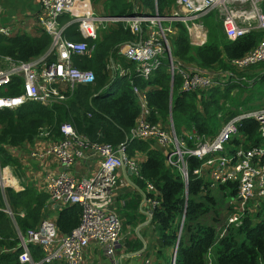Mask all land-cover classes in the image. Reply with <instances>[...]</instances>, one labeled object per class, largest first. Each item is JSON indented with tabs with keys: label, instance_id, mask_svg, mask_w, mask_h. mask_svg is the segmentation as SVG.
I'll list each match as a JSON object with an SVG mask.
<instances>
[{
	"label": "trees",
	"instance_id": "obj_1",
	"mask_svg": "<svg viewBox=\"0 0 264 264\" xmlns=\"http://www.w3.org/2000/svg\"><path fill=\"white\" fill-rule=\"evenodd\" d=\"M91 1L101 2L100 12L112 15L131 14L136 9L148 13L157 9L159 13H166L175 2ZM260 7L264 12V0ZM201 18L208 29L206 42L191 44L186 27L178 21L177 31L172 36V54L184 66L227 72L230 78L225 84L183 91L181 77L176 73L171 76L166 59L149 78H143L134 70L133 62L117 51L121 44L138 38L118 21L99 30L90 56L72 55L75 65L94 72L93 82L77 84L61 102L44 104L30 100L14 108H0V167H7L22 185V188L0 185V264L18 262L21 246L17 227L22 232L35 227L46 216L50 200L47 191L38 190L30 181H24L25 166L11 148L32 143L41 131L47 132L44 137L59 140L63 137L62 123H70L77 133L90 140L112 146L125 144L126 155L137 160L139 174H134L135 185L146 199H157L155 204L147 201L152 213L150 222L157 236L152 264H172L175 245L174 264H264V213L261 215L264 198L255 212L245 213L241 223L227 224L230 200L237 193L236 182L210 185L209 180L193 172L203 159L192 154L185 155L186 181L179 167L167 161L166 151L156 139L131 137L130 134L140 111L133 85L146 94L148 118L165 128L172 120L177 136L183 138L188 147L211 140L221 128V120H229L238 113V108L248 111L264 106V61L244 68H238L232 62L256 45L264 36V30L253 29L231 40L225 36L216 11L210 10ZM58 20L65 25L63 33L67 38H84L77 29V22H68V13L60 14ZM50 40V34L43 28L35 35L14 31L0 33V54L26 60L41 54ZM110 57L115 63L127 66L130 73L118 74L115 70L111 75L106 69ZM21 82L22 78L14 76L0 88V94H19ZM237 127L239 134L228 139L227 149L263 141L256 119L241 118ZM147 181L154 189H147ZM81 213L78 202L65 203L56 214L57 229L62 233L70 232L79 224ZM29 247L33 259H40V246L30 244Z\"/></svg>",
	"mask_w": 264,
	"mask_h": 264
},
{
	"label": "built area",
	"instance_id": "obj_2",
	"mask_svg": "<svg viewBox=\"0 0 264 264\" xmlns=\"http://www.w3.org/2000/svg\"><path fill=\"white\" fill-rule=\"evenodd\" d=\"M89 0H38L40 12L38 20L42 28L50 34L47 48L39 55L26 60L13 59L0 54V88L5 87L14 76L22 78L20 93L16 95L0 94V108H14L26 101H39L44 104L61 102L68 98L75 86L95 80L91 69L81 68L73 63V54L90 56L95 49L94 41L101 28L121 21L138 38L133 42L121 44L117 51L126 60L133 62L134 70L147 79L154 69L166 59L173 77H181V89L192 91L203 87L222 84L221 76L230 78L224 71H210L196 66L180 64L172 54V36L177 31L175 22L181 21L186 27L189 42L201 45L206 42L208 29L201 17L214 9H222V30L228 39H235L253 29L264 30V12L260 7L262 0H175L172 9L166 13H154L135 10L131 14L112 15L94 11L82 3ZM63 13L69 14L68 22H77V29L83 39H70L64 33V26L58 20ZM2 10L0 7V19ZM0 33L10 34L11 27L0 22ZM110 57L106 68L114 74L130 73L127 66L115 63ZM264 61V36L242 56L232 60L238 68ZM133 91L139 99L140 111L130 130L131 137L154 138L164 147L170 164L177 165L187 179L186 154L203 159L193 172L210 181V185L219 182L237 183L236 196L230 200L231 209L226 217L227 224H239L246 212H255L264 197V106L236 113L227 120L218 133L211 139L188 147L183 138L178 137L170 120L168 128L154 123L148 118L149 110L146 94L133 85ZM251 117L258 121L263 141L259 144L227 149L226 142L239 134L237 121ZM60 131L63 137L52 141L42 150L33 149L31 155L45 157L54 155L66 168L53 172L46 177V191L50 201L78 202L82 213L79 224L70 232L62 233L55 221L44 216L32 228L21 231L17 227L19 246L18 262L15 264H41L43 262H62L63 264H82L83 250L90 243L100 244L103 254L112 264H117L115 249L121 237L122 219L112 208L113 197L119 183V169L128 166L133 174H139V164L125 153V144L112 146L108 143L90 140L77 133L70 123H62ZM41 131L40 135L46 134ZM244 138V137H243ZM92 154L97 160V168L84 176H76L72 166L83 156ZM7 167H0V185L11 186ZM14 187L16 183L13 184ZM147 189L153 184L147 181ZM19 188V187H18ZM148 203H157L156 198L146 199ZM229 203V202H228ZM149 210L148 215L151 216ZM16 226V225H15ZM226 228V227H225ZM221 230L220 234L224 232ZM30 244L40 246L42 255L34 260ZM151 258L143 257L142 264H152ZM175 256L172 257V264Z\"/></svg>",
	"mask_w": 264,
	"mask_h": 264
},
{
	"label": "crops",
	"instance_id": "obj_3",
	"mask_svg": "<svg viewBox=\"0 0 264 264\" xmlns=\"http://www.w3.org/2000/svg\"><path fill=\"white\" fill-rule=\"evenodd\" d=\"M2 17L0 22L11 27L14 33L27 32L35 35L42 28L38 15L40 4L38 0H0ZM197 67V66H196ZM52 142L51 138L37 136L32 143H24L21 147L11 148L25 166L24 181H30L38 190L46 191L48 174L65 169L54 155L36 157L31 155L33 149L42 150ZM76 176H84L97 168V160L92 155L77 158L71 167ZM9 171V170H8ZM119 183L113 197L112 208L122 219L121 237L115 249L117 264H142L143 257L153 259L156 244V231L150 222L149 207L146 197L134 183V174L128 166L119 169ZM11 186L22 188L16 177L9 171ZM24 187V185H23ZM48 192V191H47ZM131 200L133 204L131 205ZM64 204L50 201L46 207V216L55 221L58 210ZM82 264H112L103 254L102 247L96 241L83 250Z\"/></svg>",
	"mask_w": 264,
	"mask_h": 264
},
{
	"label": "rangeland",
	"instance_id": "obj_4",
	"mask_svg": "<svg viewBox=\"0 0 264 264\" xmlns=\"http://www.w3.org/2000/svg\"><path fill=\"white\" fill-rule=\"evenodd\" d=\"M82 5L83 6H90L94 11H101V2H92L91 0H89V1H85V2H83L82 3ZM231 6H233V7H235V8H243V7H248V4H243V5H239L238 4V2H237V0H233L232 2H231ZM213 11H216L217 12V14H218V16L221 18V16L223 15V12H222V9L220 8V9H214ZM1 17H2V15H1ZM201 20H202V18H201ZM203 21V20H202ZM178 22V21H177ZM181 22V21H180ZM203 23H204V21H203ZM175 24H176V22H175ZM205 24V23H204ZM176 26H177V28H178V25L176 24ZM207 27V26H206ZM0 66L1 67H4V66H6V64H4L3 62H0ZM107 69V68H106ZM109 73H111V75H112V72L109 70ZM221 79H223L222 80V84H225L226 82H227V80H226V77L224 78L223 76H221ZM264 100V99H263ZM263 106V105H262ZM240 111H242L240 108H238V111L237 112H240ZM172 121V120H171ZM227 122V119H222L221 120V126L224 124V123H226ZM169 125H170V123H169ZM45 134H43V135H40V136H44ZM264 198V197H263ZM262 198V199H263ZM264 213V210H263V212L261 213V215Z\"/></svg>",
	"mask_w": 264,
	"mask_h": 264
},
{
	"label": "water",
	"instance_id": "obj_5",
	"mask_svg": "<svg viewBox=\"0 0 264 264\" xmlns=\"http://www.w3.org/2000/svg\"><path fill=\"white\" fill-rule=\"evenodd\" d=\"M187 181V179H185ZM176 248L177 246L175 245V248H174V251H173V255L175 256V253H176Z\"/></svg>",
	"mask_w": 264,
	"mask_h": 264
}]
</instances>
